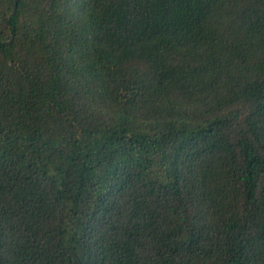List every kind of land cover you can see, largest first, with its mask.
I'll list each match as a JSON object with an SVG mask.
<instances>
[{"label":"trees","instance_id":"trees-1","mask_svg":"<svg viewBox=\"0 0 264 264\" xmlns=\"http://www.w3.org/2000/svg\"><path fill=\"white\" fill-rule=\"evenodd\" d=\"M0 264H264V0H0Z\"/></svg>","mask_w":264,"mask_h":264},{"label":"water","instance_id":"water-1","mask_svg":"<svg viewBox=\"0 0 264 264\" xmlns=\"http://www.w3.org/2000/svg\"><path fill=\"white\" fill-rule=\"evenodd\" d=\"M16 7H17V2L15 1L12 14L15 13V11H16Z\"/></svg>","mask_w":264,"mask_h":264}]
</instances>
